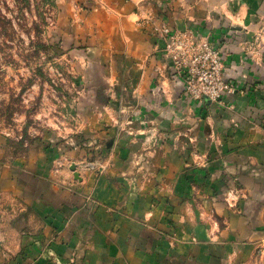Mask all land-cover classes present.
<instances>
[{
    "label": "crops",
    "instance_id": "0c3cea01",
    "mask_svg": "<svg viewBox=\"0 0 264 264\" xmlns=\"http://www.w3.org/2000/svg\"><path fill=\"white\" fill-rule=\"evenodd\" d=\"M58 7L64 41L86 45L77 137L94 147L46 130L12 151L0 132V264H264V0ZM154 21L221 50L246 89L225 98L234 111L187 94ZM64 154L103 167L76 163L77 178Z\"/></svg>",
    "mask_w": 264,
    "mask_h": 264
},
{
    "label": "rangeland",
    "instance_id": "374dc122",
    "mask_svg": "<svg viewBox=\"0 0 264 264\" xmlns=\"http://www.w3.org/2000/svg\"><path fill=\"white\" fill-rule=\"evenodd\" d=\"M79 8L89 7L82 5ZM59 11L58 0H0V132L11 138L12 151L25 152L28 146L17 144L16 137L26 138V144L46 130L63 132L60 136L64 139L59 140L62 150L72 148L80 152L84 148L94 147L89 145L91 140L77 137L82 114L77 105L80 97H83L80 87L84 89V71L88 67L80 52L86 50V45L78 43V40L71 44L64 41L58 24ZM262 34L264 27L259 40ZM253 46L250 45L248 50L255 55ZM221 59L229 87L218 98L210 100L234 111V104L227 103L225 98L245 94L246 89L239 80L227 74L222 53ZM255 60L262 63L257 58ZM179 75L185 82V73ZM62 158L57 159L56 164L63 162L71 170L72 165L77 166L76 163L82 165L95 159L85 156L77 158L75 154H64ZM102 167L99 164L94 170ZM82 170L86 172L83 167ZM5 208L0 212L6 211Z\"/></svg>",
    "mask_w": 264,
    "mask_h": 264
},
{
    "label": "built area",
    "instance_id": "2783aa9c",
    "mask_svg": "<svg viewBox=\"0 0 264 264\" xmlns=\"http://www.w3.org/2000/svg\"><path fill=\"white\" fill-rule=\"evenodd\" d=\"M154 30L165 41V51L173 62L175 71L185 73L186 91L196 99H216L229 87L225 81L224 62L220 51L208 36H198L193 29H173L167 23L154 21ZM260 35L257 37L258 40ZM98 159H90L82 164L85 171L99 166ZM59 166L63 165L58 164ZM239 189L232 188L227 192L229 205L240 198Z\"/></svg>",
    "mask_w": 264,
    "mask_h": 264
},
{
    "label": "water",
    "instance_id": "95a60500",
    "mask_svg": "<svg viewBox=\"0 0 264 264\" xmlns=\"http://www.w3.org/2000/svg\"><path fill=\"white\" fill-rule=\"evenodd\" d=\"M72 170H74L75 176L77 178H80L78 171H76V166L75 165H72Z\"/></svg>",
    "mask_w": 264,
    "mask_h": 264
},
{
    "label": "trees",
    "instance_id": "16d2710c",
    "mask_svg": "<svg viewBox=\"0 0 264 264\" xmlns=\"http://www.w3.org/2000/svg\"><path fill=\"white\" fill-rule=\"evenodd\" d=\"M24 139H26V138L22 137V138L19 140L20 145H21V144H22V145L24 144V141H25Z\"/></svg>",
    "mask_w": 264,
    "mask_h": 264
}]
</instances>
